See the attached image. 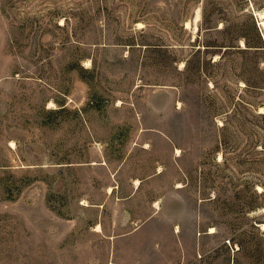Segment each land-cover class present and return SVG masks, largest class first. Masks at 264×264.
Returning a JSON list of instances; mask_svg holds the SVG:
<instances>
[{"label":"rangeland","instance_id":"374dc122","mask_svg":"<svg viewBox=\"0 0 264 264\" xmlns=\"http://www.w3.org/2000/svg\"><path fill=\"white\" fill-rule=\"evenodd\" d=\"M259 41L264 0H0V264H264Z\"/></svg>","mask_w":264,"mask_h":264},{"label":"bare ground","instance_id":"6f19581e","mask_svg":"<svg viewBox=\"0 0 264 264\" xmlns=\"http://www.w3.org/2000/svg\"><path fill=\"white\" fill-rule=\"evenodd\" d=\"M260 15V14H259ZM198 14H196V17H195V19H198ZM261 16V15H260ZM262 22H260V24H261ZM176 152H178V149L176 150ZM137 182V181H136ZM261 189V188H260ZM109 190H110V188H109ZM261 227L264 229V223H262L261 224ZM96 230H100V226H99V224H97L96 225Z\"/></svg>","mask_w":264,"mask_h":264},{"label":"trees","instance_id":"16d2710c","mask_svg":"<svg viewBox=\"0 0 264 264\" xmlns=\"http://www.w3.org/2000/svg\"><path fill=\"white\" fill-rule=\"evenodd\" d=\"M244 40H245V39H244ZM263 42H264V41H263ZM263 42H262V41H261V42L259 41V45H258V46H259V47H264V44H263ZM246 44H247V46H251V45H248V43H247V42H246ZM252 46H253V45H252Z\"/></svg>","mask_w":264,"mask_h":264},{"label":"crops","instance_id":"0c3cea01","mask_svg":"<svg viewBox=\"0 0 264 264\" xmlns=\"http://www.w3.org/2000/svg\"><path fill=\"white\" fill-rule=\"evenodd\" d=\"M174 223H176V222H174ZM173 225H176V224H173Z\"/></svg>","mask_w":264,"mask_h":264}]
</instances>
